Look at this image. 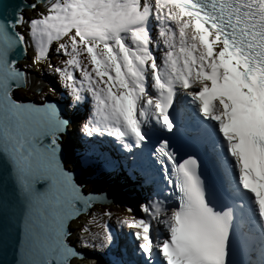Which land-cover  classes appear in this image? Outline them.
<instances>
[{
  "label": "snow or ice",
  "instance_id": "6c2138e0",
  "mask_svg": "<svg viewBox=\"0 0 264 264\" xmlns=\"http://www.w3.org/2000/svg\"><path fill=\"white\" fill-rule=\"evenodd\" d=\"M28 7L35 17L0 3V185H13L0 212L21 230L17 264L83 259L67 226L101 198L83 194L62 154L89 98L82 136L114 138L127 153L148 149L171 190L140 203L142 217L119 221L130 244L121 253L127 259L113 264H264V0H34ZM29 41L34 65L49 59L54 42L66 57L63 66L48 65L70 98L63 110L13 99L14 88L28 85L13 52H26ZM181 94L230 186L224 203L200 159L178 160L164 136L177 127ZM92 223L95 216L82 232ZM115 242L103 225L99 248ZM82 246L89 247L83 238Z\"/></svg>",
  "mask_w": 264,
  "mask_h": 264
},
{
  "label": "clouds",
  "instance_id": "9594fccd",
  "mask_svg": "<svg viewBox=\"0 0 264 264\" xmlns=\"http://www.w3.org/2000/svg\"><path fill=\"white\" fill-rule=\"evenodd\" d=\"M33 2L34 0H31V3ZM29 4H21L18 5V7L23 11L24 16L30 19L35 17L36 13H30L33 10L28 7ZM152 30L155 41L157 37L155 22H153ZM21 31H25L26 33V29H21ZM55 45L57 44L54 42L51 46V50ZM162 49L163 43L161 41L160 48L158 49L155 47L153 52L155 55H160ZM22 52L23 54L20 58L16 59L17 67L21 71L27 73L28 85L23 88H14L13 99L19 103L32 99L36 101L38 105H41L44 101L43 96L34 94V92L39 91L40 88L38 85L40 84L31 85L29 81L30 78L37 77L38 74H36L31 67L28 66L27 68L24 66L26 63H32L26 60L30 58L28 57L29 52L34 54L31 41L28 42L27 51L25 52L22 50ZM21 62L22 64H20ZM39 65L34 66L37 68ZM32 87L35 89L29 90ZM29 91H31V93ZM45 97L57 103L70 100L67 95L64 94L62 98L50 95H46ZM65 104L66 102L62 105V110ZM174 107L176 112L173 115L179 116L177 127L174 129V134L165 132V138L170 140L171 147L177 153L178 160L186 159L190 154L200 159L201 173L205 179L211 181L213 186L218 190L217 203L226 202L225 198L230 192V186L225 182L222 169L213 163L210 146L201 141L194 131L195 117L190 111V106L187 104V97L182 94L179 95L174 102ZM90 108L91 103L89 98L85 105L79 109L78 115L82 119L76 121V127L70 129L71 134L67 136V138L65 137V150L63 152L62 161L65 168L69 171H72L76 165L80 168V171L84 169L88 170L78 176H73L78 185L82 184L81 188L84 195L92 190L86 187L88 176H97L100 174L104 178L111 175L113 177V182L114 179L118 180V186H109L102 189L93 188L95 195H98L101 191L114 188L115 197L112 199L111 203L94 202L90 209L85 213L82 212L79 217L74 218L68 223L67 228L71 233L68 237L70 246L76 251H81L82 254H90L94 257L83 256V259L73 258L71 264H113V262L122 258L125 260L127 259V256H122L121 253L125 247L130 244V239L128 237L129 229L127 227H121L119 223L123 218L121 217V212L116 207L115 200L121 195L120 198L131 205L130 208L132 212H128V218L133 216L140 218L143 216L139 209L140 202L143 203L147 199L156 198V195L161 189H163L164 193L171 190L166 186V182L163 180V174L160 171V166L153 162L154 157L151 156L148 149H134L132 153H127L114 138L96 137L93 139L82 136L79 132V125L83 122V119L87 118ZM153 143H155V141ZM203 144H205V147L202 148ZM206 146L208 147L206 148ZM106 161L111 162V165L108 166ZM128 172H130L132 176L131 179L129 178ZM122 174L125 175L123 176ZM161 198H163V196H161ZM173 202L174 200L170 199V204ZM105 212L111 213V215L106 216L104 215ZM93 216H95L97 223L89 224L90 232H82L81 226L92 220ZM103 225H107L111 229L113 237L115 238L116 242L111 249L99 248V244L102 242L103 237ZM94 230H96V242L91 238ZM82 238L83 242H86L89 247L82 246ZM123 241H126V243L121 245ZM92 245H96V247H92Z\"/></svg>",
  "mask_w": 264,
  "mask_h": 264
},
{
  "label": "water",
  "instance_id": "95a60500",
  "mask_svg": "<svg viewBox=\"0 0 264 264\" xmlns=\"http://www.w3.org/2000/svg\"><path fill=\"white\" fill-rule=\"evenodd\" d=\"M0 3H10L12 5L18 6L21 4H24V5L29 4L31 3V0H0ZM22 54H23L22 50L18 52L14 51L13 57L15 59H19ZM65 102L66 101L57 103L54 100L44 97L43 104L53 103L62 109V105ZM23 103L38 105V103H36V101L32 99L26 100ZM62 157H63V154H62ZM87 171L88 170L86 169L80 171V168H78L76 165V167L71 172L73 173V176H78L81 173L87 172ZM81 185L82 184H80V186ZM5 188L7 189L6 191H5ZM12 191H13V185L11 182H8L6 185H0V199L4 198L5 196L11 198ZM85 195H92L94 197L101 198L95 202L111 203L112 199L115 197V190L114 188L107 189L105 191L99 192L98 195H95L92 189ZM77 252H79L82 256L93 257L90 254H82L81 251H77ZM21 258H22L21 257V230L19 226L16 224H7L5 221L3 212H0V264H17V261Z\"/></svg>",
  "mask_w": 264,
  "mask_h": 264
},
{
  "label": "rangeland",
  "instance_id": "374dc122",
  "mask_svg": "<svg viewBox=\"0 0 264 264\" xmlns=\"http://www.w3.org/2000/svg\"><path fill=\"white\" fill-rule=\"evenodd\" d=\"M157 31H158V29H157ZM157 35H158V33H157ZM56 47H57V45H55L52 48V50L50 52L49 59L47 61L42 62L37 68H35V66L32 63H26L24 65L27 68H28V66L31 67L36 72V74H38L37 77H38V81L40 84V85H38V87L40 89L38 91L39 93L34 92V94L39 95V96H43V98L46 95L55 96L57 98H62L63 94L67 95V91H66V89L63 88L62 82H61L59 76L56 73H54L51 69H49V67H48L49 63H51L53 66H63L62 61L64 59H66V57H64L62 53L57 54ZM154 49H155V44H154L153 50ZM82 59H83V57H82ZM77 76H79V73H77ZM50 78H52V79H50ZM34 89L35 88L32 87L29 90H34ZM29 92L31 93V91H29ZM91 238L93 239L94 242H96V230L93 231Z\"/></svg>",
  "mask_w": 264,
  "mask_h": 264
},
{
  "label": "bare ground",
  "instance_id": "6f19581e",
  "mask_svg": "<svg viewBox=\"0 0 264 264\" xmlns=\"http://www.w3.org/2000/svg\"><path fill=\"white\" fill-rule=\"evenodd\" d=\"M31 14H33V13H35L34 11H32V12H30ZM162 54V52L160 53V55ZM33 53H30L29 52V54H28V57H30L29 59H26L27 60V62L29 61H31L32 62V58H33ZM158 57L160 56V55H158V54H156ZM25 60V61H26ZM20 64H22V62L20 63ZM30 84L31 85H38L39 84V81H38V77H35V78H30ZM203 147H205V144H203L202 145V148ZM208 146H206V148H207ZM128 174H129V178L131 179L132 178V176L130 175V172H128ZM123 176L125 175V174H122ZM112 179H113V177L111 176V175H108V176H106V177H104L103 178V176L102 175H100V174H98L97 176H88V178H87V184H86V187L88 188V189H93V188H96V189H98V188H100V189H102V188H106V187H109V186H111V187H116V186H118V180L117 179H114V182L112 181ZM131 183V182H130ZM121 195H119V197H118V199H116L115 200V204H116V207H117V209L121 212V217L124 219V218H128V216H129V213H128V209L130 208V204L128 203V202H125V201H123L121 198ZM132 201V200H131ZM140 203H142V202H140ZM139 203V204H140ZM126 243V241H123L122 242V244L121 245H123V244H125ZM120 245V246H121Z\"/></svg>",
  "mask_w": 264,
  "mask_h": 264
}]
</instances>
